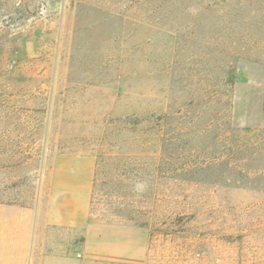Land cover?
<instances>
[{
    "label": "rangeland",
    "instance_id": "rangeland-1",
    "mask_svg": "<svg viewBox=\"0 0 264 264\" xmlns=\"http://www.w3.org/2000/svg\"><path fill=\"white\" fill-rule=\"evenodd\" d=\"M72 200L146 264H264V0H0V203Z\"/></svg>",
    "mask_w": 264,
    "mask_h": 264
},
{
    "label": "crops",
    "instance_id": "crops-1",
    "mask_svg": "<svg viewBox=\"0 0 264 264\" xmlns=\"http://www.w3.org/2000/svg\"><path fill=\"white\" fill-rule=\"evenodd\" d=\"M73 201L47 216L43 204L0 203V264H146L147 242L137 230L93 234L89 204Z\"/></svg>",
    "mask_w": 264,
    "mask_h": 264
}]
</instances>
